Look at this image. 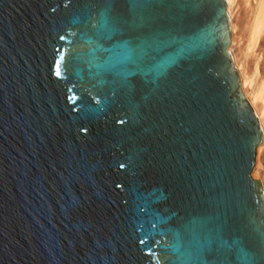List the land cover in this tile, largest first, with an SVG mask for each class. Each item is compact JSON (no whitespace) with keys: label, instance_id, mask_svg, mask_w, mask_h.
<instances>
[{"label":"water","instance_id":"water-1","mask_svg":"<svg viewBox=\"0 0 264 264\" xmlns=\"http://www.w3.org/2000/svg\"><path fill=\"white\" fill-rule=\"evenodd\" d=\"M183 2L113 12L164 41L158 66L126 78L98 75L109 54L93 60L94 33L82 36L79 22L104 11L96 0H0V264H193L175 251L177 233L209 209L227 224L199 255L264 264L252 177L263 132L229 51L228 4ZM56 48L67 49L63 79Z\"/></svg>","mask_w":264,"mask_h":264},{"label":"snow or ice","instance_id":"snow-or-ice-1","mask_svg":"<svg viewBox=\"0 0 264 264\" xmlns=\"http://www.w3.org/2000/svg\"><path fill=\"white\" fill-rule=\"evenodd\" d=\"M264 3V0H261ZM125 4L131 9L148 10L157 7L167 6L172 7H188L187 3L183 0H96L97 7H103L104 11L100 14V18L93 17L90 13L84 17L79 23L81 25L82 36H87L88 32L94 33L95 38H89L86 42L90 45V55L93 60L97 58V53H108V58L104 60L102 64H96L100 72H112L117 76L132 77L136 73L144 72L145 75L152 70V67L156 65V57L151 53L156 52L161 48L164 41L142 39L140 36L134 35L129 32L128 20L123 14H113L118 7H123ZM159 19L158 16H152L150 23L155 24ZM141 22L149 23L143 14L140 16ZM186 19L176 20L177 25L187 23ZM128 36L127 39L124 37ZM61 41H66V36L61 35L59 37ZM102 41H115L110 47H104ZM70 43V41H68ZM54 51L58 54V59H54V73L58 78H66L61 73V62L65 59L67 52L66 48H56ZM132 65L135 67L136 72H128L127 66ZM158 66V65H156ZM148 70V72L145 71ZM67 72V69H65ZM130 84V81H129ZM68 99L74 104L79 99L76 96H69ZM123 123V121H121ZM123 167V165H121ZM152 195V193H150ZM141 210H144V206H139ZM227 216V213H223ZM219 219L217 213L209 209L207 212L201 214L199 217H195L188 221V224L184 227V235L177 233V244L175 245V251L181 256L192 261L193 264H208L206 260L199 255L200 249L209 246L213 242V234L216 237L220 236L221 230L225 224L218 225L216 221ZM154 228L156 225L152 223ZM234 227L239 230L240 225L236 223ZM207 235L203 237V243H201L202 234ZM185 243V247H190L193 244L197 247V254L193 255L191 252L181 251V242ZM141 245H147L148 240L141 238L139 240ZM155 244H159V241H154ZM260 252L264 255V240L260 241ZM211 250V249H209ZM149 256L154 255L151 248L146 253Z\"/></svg>","mask_w":264,"mask_h":264},{"label":"rangeland","instance_id":"rangeland-1","mask_svg":"<svg viewBox=\"0 0 264 264\" xmlns=\"http://www.w3.org/2000/svg\"><path fill=\"white\" fill-rule=\"evenodd\" d=\"M257 1L258 0H235L231 9L232 18L230 21L232 31L229 49L234 57V65L241 80L243 77L247 80L254 79L255 81L253 91L243 89L245 97L247 98V93L250 99L253 98L254 92L258 87L264 83V36L257 46L253 47L251 42V29ZM256 69L259 73L257 75L255 74ZM254 109L257 110L258 113H263L264 116V104L255 103ZM259 148H261L260 152H258ZM258 150L256 156L257 163H255L252 177L254 180L261 182L264 191V145H260Z\"/></svg>","mask_w":264,"mask_h":264},{"label":"bare ground","instance_id":"bare-ground-1","mask_svg":"<svg viewBox=\"0 0 264 264\" xmlns=\"http://www.w3.org/2000/svg\"><path fill=\"white\" fill-rule=\"evenodd\" d=\"M226 1L228 4V8H227L228 16H229V20L231 21V18H232L231 9H232V6L234 5L235 0H226ZM231 31H232V27H231ZM263 36H264V3H262L261 0H258L256 2L255 16H254V21L252 24V29H251V42H252L253 47L257 46V44L259 43V41L261 40ZM229 51L232 56V59L234 60V57L230 49ZM255 74L256 75L259 74L257 69L255 71ZM254 83H255L254 79L247 80L242 77V80H241L242 89H249L253 91L255 87ZM246 96H247L248 102L253 107V109H254L255 103L264 104V83H262L260 87H258V89L254 92L252 99L249 98V95H247V93H246ZM254 112L259 120L261 129L263 132V145H264V116H263V113H258L257 110L255 109H254ZM260 149L261 148H259V150L257 149L258 152H260Z\"/></svg>","mask_w":264,"mask_h":264}]
</instances>
